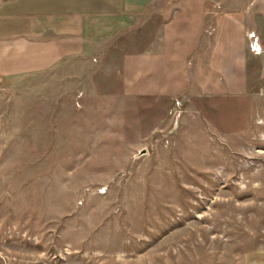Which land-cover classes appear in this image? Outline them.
Masks as SVG:
<instances>
[{"label":"rangeland","instance_id":"1","mask_svg":"<svg viewBox=\"0 0 264 264\" xmlns=\"http://www.w3.org/2000/svg\"><path fill=\"white\" fill-rule=\"evenodd\" d=\"M207 8L196 56L223 12L244 17L245 94L203 95L192 68L175 98L126 97L121 68L0 89L4 264H243L264 252V0Z\"/></svg>","mask_w":264,"mask_h":264},{"label":"crops","instance_id":"2","mask_svg":"<svg viewBox=\"0 0 264 264\" xmlns=\"http://www.w3.org/2000/svg\"><path fill=\"white\" fill-rule=\"evenodd\" d=\"M207 9V0H0V89L65 68H121L126 97L175 98L192 68L203 95L245 94L244 17L223 12L209 53L196 56ZM243 264H264V252Z\"/></svg>","mask_w":264,"mask_h":264},{"label":"water","instance_id":"3","mask_svg":"<svg viewBox=\"0 0 264 264\" xmlns=\"http://www.w3.org/2000/svg\"><path fill=\"white\" fill-rule=\"evenodd\" d=\"M146 153L145 150H143L142 152H140V155H144Z\"/></svg>","mask_w":264,"mask_h":264}]
</instances>
